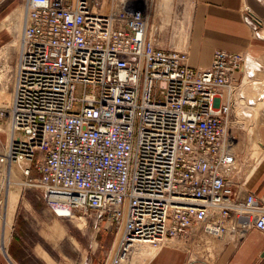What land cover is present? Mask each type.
I'll list each match as a JSON object with an SVG mask.
<instances>
[{"label":"built area","instance_id":"built-area-1","mask_svg":"<svg viewBox=\"0 0 264 264\" xmlns=\"http://www.w3.org/2000/svg\"><path fill=\"white\" fill-rule=\"evenodd\" d=\"M243 7L263 37V18ZM151 11L147 0H26L11 97L0 102V209L15 172L55 215L115 226L106 264L145 243L264 232V201L239 190L242 132L264 122V65L216 48L193 67L149 37Z\"/></svg>","mask_w":264,"mask_h":264},{"label":"crops","instance_id":"crops-1","mask_svg":"<svg viewBox=\"0 0 264 264\" xmlns=\"http://www.w3.org/2000/svg\"><path fill=\"white\" fill-rule=\"evenodd\" d=\"M25 2L26 0H0V62L6 60L8 55L6 47H9L16 35L18 26L22 24L23 30ZM160 3L162 14L156 12V6L149 12L148 35L157 46L186 51L191 66L209 65L216 48L248 51L261 57L264 63V36H255L243 16V6L247 3L264 21V4L261 1L160 0ZM12 86L11 74L9 81L5 80L0 86V91L6 93L7 99L11 97ZM258 136L262 144L261 158L249 171L246 181L239 186V190L243 194L254 191L264 201L263 120L258 126ZM7 137L8 129L0 121V151L4 148ZM15 184L12 183L7 188L5 207L3 210L0 209V264H24L21 259L20 240H13L15 236L13 228L11 229L21 198L20 192L17 199L15 195L13 199L8 196L11 188L16 189ZM15 199V208H13ZM5 211H8V215ZM56 222L61 223L55 219L51 224ZM63 231H65L64 226L58 232ZM112 243L110 240L106 244L109 251ZM87 245L89 246V243L84 246L86 253H88ZM190 245L194 244L190 242L186 244L185 249H181L171 242H166L150 256L145 264H264V232L259 229L250 230L243 239L238 241L229 236L215 238L211 252L204 251L203 246L196 244L198 247L195 246V248L201 250H198L197 254L194 252L190 254L194 249ZM42 257L47 264H54L47 253H44ZM85 261H89V264L90 262L101 264L99 260L88 256ZM78 263L75 261L68 264Z\"/></svg>","mask_w":264,"mask_h":264},{"label":"rangeland","instance_id":"rangeland-1","mask_svg":"<svg viewBox=\"0 0 264 264\" xmlns=\"http://www.w3.org/2000/svg\"><path fill=\"white\" fill-rule=\"evenodd\" d=\"M147 1L152 3V10L156 6V12L162 14L160 11V6H162L160 0ZM21 31L22 24L18 26L16 35L10 42L9 47H6L8 54L6 55V60L0 62V86L5 80L9 81L11 77L15 57L20 46ZM10 54L12 55L9 56ZM5 95L6 93L0 91V102L8 100V96ZM259 122L260 118L258 122L250 125L251 128H249L247 134L242 132L244 133L242 136L246 144H249L248 147L245 145L241 148L247 159V162L243 165L245 176L242 180V184H244L249 171L258 163L262 155L261 142L259 139L257 141L259 144L254 142L258 137ZM13 180L17 182V184H15L16 189L11 188V191L8 192V196L10 199H13L15 195L17 199L18 195L20 196V192L21 198L18 203L15 219L11 224V229L13 228L15 236L13 240H20L21 259L24 264H47L42 257L44 253L50 256L54 264H68L75 261L81 263L85 261L87 256L99 260L101 264H106L110 252L106 244L110 240L114 242L113 240L116 233L114 225L107 221L100 226V229H97L92 225L90 217L84 216L81 213H77V218H74V216L72 218L57 216L45 203L41 189L22 186L20 183L21 178L15 172L13 173ZM16 199L14 200L13 208H15ZM5 212H7L8 215V211ZM55 219H58L63 225L58 222L51 224ZM57 224L60 229L64 226L65 231L59 233V229L55 227ZM214 241L215 239L210 240L208 242L209 244H204V251L211 252L213 250L212 243ZM166 242H171L181 249L186 248V244H184L182 240L169 239L166 240ZM166 242L157 245L151 244L142 246L141 244L131 252L129 257L122 264H145L150 256ZM86 243H91L92 245H87L88 253H86L84 248ZM195 246L198 247L196 244L190 245V247L194 248L191 250L190 254L201 250L200 248H195Z\"/></svg>","mask_w":264,"mask_h":264},{"label":"bare ground","instance_id":"bare-ground-1","mask_svg":"<svg viewBox=\"0 0 264 264\" xmlns=\"http://www.w3.org/2000/svg\"><path fill=\"white\" fill-rule=\"evenodd\" d=\"M253 54V53H252ZM255 55V54H254ZM257 57V56H256ZM258 61L260 62V63H262L263 65H264V63H263V61L261 60V57H258ZM258 139H259V136L257 137V139L254 141V142H257L258 141ZM259 141H260V139H259ZM261 142V141H260ZM258 143V142H257ZM253 144V143H252ZM259 144V143H258ZM254 145V144H253ZM252 147V146H251ZM258 147V146H257ZM255 151V150H254ZM12 183H16L17 184V182L15 181V180H13V174H11V178H10V183H9V185H11ZM11 191V190H10ZM10 195V194H9ZM74 216V218H77L76 216H77V214H75V215H72V216H70L69 218H72ZM84 217V216H83ZM55 227H56V229H60L59 228V226H58V224L57 225H55ZM143 245H151V244H148V243H145V244H142V246ZM5 246V245H4ZM138 246H140V245H136L135 246V248L136 247H138ZM134 248V249H135ZM133 249V250H134ZM5 250V249H4ZM109 264V263H108Z\"/></svg>","mask_w":264,"mask_h":264}]
</instances>
